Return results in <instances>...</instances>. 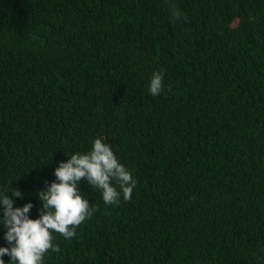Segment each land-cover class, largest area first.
Here are the masks:
<instances>
[{"label":"trees","instance_id":"obj_1","mask_svg":"<svg viewBox=\"0 0 264 264\" xmlns=\"http://www.w3.org/2000/svg\"><path fill=\"white\" fill-rule=\"evenodd\" d=\"M96 138L132 198L82 178L97 210L43 264H264V0H0V198L38 218Z\"/></svg>","mask_w":264,"mask_h":264},{"label":"clouds","instance_id":"obj_2","mask_svg":"<svg viewBox=\"0 0 264 264\" xmlns=\"http://www.w3.org/2000/svg\"><path fill=\"white\" fill-rule=\"evenodd\" d=\"M169 11L177 19L181 15L174 3L169 2ZM163 79L160 72L153 73L149 83L153 96L159 95L164 88ZM54 175L56 179L38 192L41 202L38 218L28 215L33 207L31 202L23 207H14L9 195L0 198V211L3 213L0 224L7 229L4 238L10 245L0 247V264H5L4 255L10 256L9 261L16 264H43L45 253L50 249L59 251V246L53 245V231L68 239L75 236L76 227L97 210L81 194L78 184L82 178L93 189L101 190L102 199L108 205L118 204L121 195L125 201L131 200L137 183L102 138L93 141L89 152H76L66 161H61ZM12 195L20 197L22 192L17 190Z\"/></svg>","mask_w":264,"mask_h":264}]
</instances>
